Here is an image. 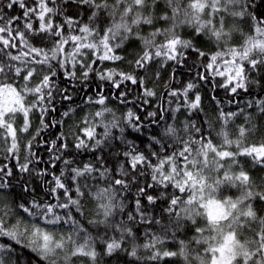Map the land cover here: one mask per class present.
<instances>
[{
  "label": "snow or ice",
  "instance_id": "1",
  "mask_svg": "<svg viewBox=\"0 0 264 264\" xmlns=\"http://www.w3.org/2000/svg\"><path fill=\"white\" fill-rule=\"evenodd\" d=\"M70 4L78 10L88 9L87 23L65 15L64 8ZM17 5L23 15L6 17L3 10ZM257 7L255 0H34L32 7L26 0H0V140L7 145V156L17 159L21 174H49L47 169L34 166V159L36 163L41 161L32 151L33 141L43 129L63 125V117H70L75 111L70 107L62 113L61 120L46 122L45 115L56 110L55 92L63 101L71 102L77 81L87 89L90 73H95L101 82L92 95L85 91L83 101L85 105L101 107L74 125L72 143L61 131L48 146L49 165L55 168L57 161L64 165L59 175L51 174L52 180L46 185L51 201L9 200L2 190L8 189L10 182L0 179V236L30 248L43 264H76L77 258H83L80 264H103L105 256L119 259L120 253L148 264H161L172 258H182L183 264H264V215L260 214L264 209L257 207L258 203L264 204V176L253 177L241 161L242 157L250 158L254 166L264 169V141L247 142L259 131L255 121L264 117V97L247 103V108L255 109L254 113L245 108L225 111L216 101L218 116L215 122L205 121L207 130L190 120L177 127L176 123L167 122L165 112L170 110L171 119L175 120L174 113L181 107L190 114L202 110L199 91L194 97L191 95L197 83L190 80L181 89L167 92L169 97L177 98L176 108L161 110L158 119L156 111L147 113L160 131L150 135L146 148L140 149L124 133L126 127L141 132L143 122L131 110L118 116L108 107L104 84L107 82L114 92H119L113 99L122 104L128 102L129 90L125 87L119 91L126 82L138 85L143 98L153 97L156 92L147 86L148 74L154 72L158 82L159 68L169 62L183 66L191 53L197 60L208 61L202 65L205 72L197 73L196 80L207 81L210 75L224 77L221 87L233 95L238 90L248 92L253 86L264 91V76H249L264 73V14L258 15ZM56 17L63 19L57 22ZM249 22L250 32L245 33L241 24ZM184 30H188V38L184 37ZM236 34L243 37L238 46L232 43ZM132 41H139L140 50L128 59L119 51ZM208 45H215L216 50L205 51L204 46ZM11 49H16L15 54ZM125 60L133 71L96 67L97 61L103 64ZM156 64L159 68L153 67ZM77 66L82 70L79 75ZM57 69L63 71L69 87L58 88L54 79ZM141 71L144 76L137 74ZM38 76L39 81L33 83ZM170 87L165 84L166 89ZM143 102L148 103L147 99ZM37 111L40 128L24 146L27 155L20 163L21 134L31 135V116ZM240 115L244 116V123L233 129ZM18 116L23 117L19 126ZM98 128L103 131L98 132ZM114 129L120 135H114ZM113 141L127 145L126 150L114 154L116 175H110L112 170L103 155L96 156L95 162L78 166H72L74 160L64 159L70 148L77 153H103L107 148L113 155ZM65 169L70 172L74 189L66 183ZM0 174L11 177L13 170L4 165ZM141 180L145 181L144 186H139ZM133 186H137L134 211L126 212L123 194ZM157 188L162 189L159 195L149 193ZM169 189L173 191L169 193ZM22 191L34 189L24 182ZM73 191L74 196L70 194ZM233 191L237 194L232 195ZM85 199L94 204L88 223L95 235L72 211L74 208L83 216ZM165 199L166 207L158 217L154 209L159 200ZM61 209L63 213L58 211ZM125 212L126 219H117ZM27 217L38 218L44 226ZM10 218H15V223H10ZM61 224L71 225L67 235L54 230ZM138 224L147 226L142 244L138 243L135 230ZM154 225L158 230H152ZM169 243L178 244V249L170 250L166 247ZM98 246H102V252ZM141 249L146 256L140 255ZM12 251L11 246L0 244V264H19V257L12 259Z\"/></svg>",
  "mask_w": 264,
  "mask_h": 264
},
{
  "label": "trees",
  "instance_id": "2",
  "mask_svg": "<svg viewBox=\"0 0 264 264\" xmlns=\"http://www.w3.org/2000/svg\"><path fill=\"white\" fill-rule=\"evenodd\" d=\"M6 2V0H4ZM26 3L29 7L34 6V0H26ZM256 5L258 6L256 8L257 14H264V0H255ZM51 6V5H50ZM4 14L6 17L9 16H22L23 10L19 8V6H14L12 9H4ZM65 15L74 16L76 19L80 20L81 22L87 23L88 22V16L90 15V12L87 8H83L78 10L75 5H68L64 8ZM57 22L62 21L63 17H56ZM2 23V22H0ZM34 23L37 24L38 22L34 21ZM15 26V25H14ZM67 31V26H65ZM241 28L245 33L250 32V22L249 23H242ZM183 35L185 38H188L189 32L188 30H184ZM232 43L234 45H240L243 43V37L240 34H236L233 38ZM50 46V43H49ZM3 46L0 45V48ZM69 47V46H66ZM140 50V43L139 41H132L130 42L125 49L120 50L119 54L126 56L128 59H132L137 51ZM204 50L208 52L215 51V45H208L204 46ZM10 51L15 54L16 49H11ZM0 56H2V53H0ZM195 62V63H194ZM208 61L206 58H201L200 60H197L196 56L194 54L189 53V59L186 61V63L183 66L180 65H174L172 62H169L166 64L163 68H159V65L156 64L153 67L159 68L161 79L157 82L155 81V74L154 72L149 73L148 76L150 79L147 80V86L149 88H152L156 95L153 97H147L143 98L141 96L142 89L138 85L134 86L131 85L130 82H126L125 86H122L119 91H124L125 87L129 90L128 96H127V103H120L119 99H113V96H118L119 92H114L111 87L108 85L107 82H104L105 84V94L107 95L108 99L106 101V104L108 107L114 109L116 114L118 116H123L126 114L129 110H131L135 116H139L141 121L143 122L142 125V131L137 133L132 130L130 127H126V131L124 133L125 137L128 140L133 141V143L140 149H145L148 144V138L150 135L158 134L160 131V127L157 125H154L151 123V119L147 116L148 112L156 111L158 113L156 119L159 118V112L163 109H174L177 107V98H171L167 95V92L171 89H181L187 82L190 80H193L197 83V89H194L191 95L194 97L196 91H199V94L201 96V108L202 110L193 111L191 114L187 109L184 107H181L179 112L174 113L176 119L173 120L171 117L173 116V113L169 110L165 112V116L168 123H176L177 127H182L183 123L185 121H194L198 126H203L207 130V123L205 121L211 120L215 122V118L218 116V109H217V103L216 101L221 102V106L225 111H239L241 108H245L248 113H254V108H247V103L254 98H261L264 97V91L261 90L258 86H253L248 92H245L243 90H238L237 94H230V90L226 89L224 87H221L222 84L225 82L224 77L216 76L212 77L209 76L207 81H199L196 80V74L201 73L203 74L205 72V68L202 66L203 64H206ZM53 64L55 62L53 61ZM97 70H107L109 68H115L118 71H126L131 72L133 71V67L127 63V60L121 62H110L106 61L103 64H101L99 61H97L96 64ZM175 67V73L173 74V68ZM69 70H71L69 66ZM58 75L54 78L55 82L59 89H63L65 87H69V81L64 79L63 71L57 69ZM77 74L82 71L79 66L76 68ZM140 76H144L145 73L138 72L137 73ZM250 78L255 77L257 79H260L262 76H264V73H261L260 75H257L256 73H249ZM174 77V78H173ZM40 77H36L33 81V83L38 82ZM22 83V81L20 82ZM77 88L75 91L72 92L73 100L71 102L69 101H63L61 99L60 93L57 91L55 92V99L53 101L55 105V111H49L45 115V121L51 124L53 120H61L62 119V113L67 111L70 107L74 108L75 111L71 113L70 117H63L64 123L63 125H58L55 128L49 127L47 129H43L40 131L39 135L36 136V139L33 141L32 145V151L36 154L37 157L40 158V163H36L35 159L33 160L34 166L37 169H47L48 175H45L43 177L36 176L35 174L29 175V174H21L18 171L17 168V159L11 156H7L6 152L4 151L5 147L7 146L3 140H0V168H3L4 165H7L8 168H11L13 170V175L11 177H3L2 174H0V179H7L10 182V187L6 190H2L7 198L9 200L15 198L17 203H28L32 199L44 201L48 200L51 201V197L46 192V185L48 182L52 180V173H55L56 175L60 174V171L64 168V165L62 161H57L55 168H52L49 165V157L50 153L48 151V146L51 142V140L56 138V135L59 134L61 131L67 134L68 142L72 143V136L71 132L75 131L74 125L77 124L79 121H81L84 116L92 111H95L99 109L100 105H85L83 103L85 98V91L89 95H92L94 93V90L96 89L97 85L101 82L96 78L95 73H90V78L87 81V89H85L83 86L80 85V83L77 81ZM262 83H264V79H262ZM165 84H170L171 87L166 89ZM215 97V100L213 99ZM31 100V97L29 98ZM144 99H147L148 103H144ZM183 97L179 98V101L182 102ZM171 101V103H169ZM231 101V102H230ZM32 120V126L29 130L31 135L29 134H21L22 139L20 141V148L21 151L19 153V162H24V156L27 155V152L25 150V145L28 143V140L31 139V136H35L37 133V129L40 128V113L37 111L32 114L31 116ZM257 124V127L259 131H257L254 135L250 136L248 138V143H260L261 141H264V117H259L255 121ZM23 123V117L18 116L17 117V126L22 125ZM244 123V116L240 115L233 125V129L239 124ZM163 124V122H161ZM98 132H102V128L97 129ZM114 135H120L118 130H113ZM213 138H215V131H213ZM233 138H235V135L233 134ZM47 142V143H45ZM114 147L112 149L113 155L109 154V150L106 148L103 153H101L99 150L95 153L88 152V151H82L77 153L74 148H70L68 152L64 153V159H72L75 161V163L72 166H78L82 165L84 162L93 161L95 162V157L98 155H103L104 160L106 163V166L109 167L112 171L110 175H116L118 171V164L116 163V157L115 153L117 152H123L126 150L127 145L121 144L119 141H113L112 142ZM217 143H219V140H217ZM157 149L159 146H156ZM233 150H235L233 148ZM120 159H123L121 156ZM241 161L244 163L245 167L248 168L252 174L253 177H262L264 176V169L254 166L250 160V158L242 157ZM65 177H66V183L74 189V185H72L71 179H70V172L65 169ZM27 182L34 191H30L28 193H24L22 191L23 183ZM148 182L150 181V177L148 178ZM145 181L141 180L139 186H144ZM159 191H162V189H151L149 190L150 194L159 195ZM173 190L169 189L168 192L171 193ZM136 192H137V186H133L130 188L129 191L124 192V197L126 198L125 203L127 205L126 212L127 211H134V201L136 199ZM71 195H75L74 191L70 193ZM232 195H236L237 193L233 191L231 193ZM62 195V190H61ZM54 202V201H53ZM146 203V201H145ZM85 214L81 216L79 213L75 211L73 208V214L76 217L77 220L80 221V223L89 229V231H92L93 235H95V229L88 223L89 219L92 218L91 216V210L94 207V204L91 203L88 199H85L83 201ZM166 207V199L165 200H159L156 208L154 209L155 214L159 217L160 212L162 209ZM257 207L259 209H264V204H257ZM59 212L63 213L64 210H58ZM126 212L124 214H120L117 219L125 218L126 219ZM261 215H264V211L260 212ZM26 215V214H25ZM27 219L33 223L39 224L40 226H44L43 222L40 221L38 218L35 217H27ZM10 223H15V218H10ZM166 222V217H165ZM50 229L52 226H48ZM147 226L146 225H136L135 230L137 232V236L139 237L138 243L145 242V230ZM54 230L57 231L59 234L67 235L71 231V225L70 224H61L56 225L54 227ZM153 231L158 230V226H153ZM191 231L188 232V236H191ZM185 238V237H181ZM0 244L11 246L13 249L11 256L14 260L16 257H19V264H43L42 261H40L39 257L36 255V253L32 252L30 248L24 247L22 244H16L14 241L9 239L8 237L0 236ZM127 247V245H126ZM170 250H177L178 244L169 243L166 245ZM99 251H103L102 246H98ZM140 255L146 256L147 253L141 249ZM119 259H116L115 257H104L103 258V264H148L146 260H136L133 257L128 256L126 253H120ZM83 258H77L76 264H80V260ZM161 264H183L182 258H172L167 259Z\"/></svg>",
  "mask_w": 264,
  "mask_h": 264
}]
</instances>
